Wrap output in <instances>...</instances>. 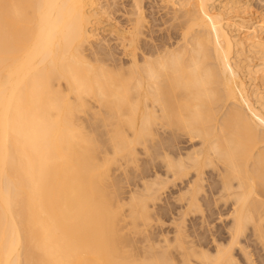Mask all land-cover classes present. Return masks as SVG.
Segmentation results:
<instances>
[{
	"label": "bare ground",
	"instance_id": "1",
	"mask_svg": "<svg viewBox=\"0 0 264 264\" xmlns=\"http://www.w3.org/2000/svg\"><path fill=\"white\" fill-rule=\"evenodd\" d=\"M94 1L0 0V264H237L235 245L245 264H264V16L254 24L243 10L233 11L251 6L247 0L220 2L217 12L210 9L214 0H164L173 11L165 18L177 23L159 43L141 42L137 57L143 0H128L125 11L134 17L113 32L129 62L114 70L83 52L100 34L91 22ZM231 27L248 30L246 38L241 31L234 37ZM248 52L263 61L262 69L252 68ZM242 62L252 82L261 72L263 87L244 82ZM92 108L114 121L107 137L115 156L131 160L129 147L140 143L161 158L163 170L143 182L147 193L137 192L128 204L133 222L151 218L149 201L169 183L182 185L175 235L161 230L163 245L155 251L145 232L139 261L118 231L119 205L107 192L109 158L98 156L100 144L78 117ZM199 194L208 206H225L227 244L211 231L207 241L205 232L184 234L185 209L203 210Z\"/></svg>",
	"mask_w": 264,
	"mask_h": 264
},
{
	"label": "rangeland",
	"instance_id": "2",
	"mask_svg": "<svg viewBox=\"0 0 264 264\" xmlns=\"http://www.w3.org/2000/svg\"><path fill=\"white\" fill-rule=\"evenodd\" d=\"M95 1H97V0H95ZM95 1H94V3H93V5L95 4ZM165 3V6H164V3ZM225 1L226 0H214L213 1V3L210 5V6H212V7H210V9H212V10H214V12H217V11H220V10H222V8H223V5H225V4H223L222 5V3L224 2L225 3ZM247 1H250V4H251V6H246L247 8H245V6H244V8H240V7H238V8H236V9H234L233 8V11L234 10H236V11H238L239 9V11H244V13H246L245 14V18H247V19H249V20H251L254 24H256V23H258L259 24V20L261 19V17L262 16H264V1L263 2H260V3H258L259 1L258 0H247ZM258 1V2H257ZM105 2L107 3V4H105ZM126 2V3H125ZM128 0H99L98 2H96V5H94L93 7H95L96 8V10H95V8H91V10H95V11H91V13L93 14L94 13V15H95V13H96V15H95V18H96V23L94 22V21H91V22H93L92 23V25L95 27V26H97L98 27V29L95 27V29L96 30H98L99 32H100V34H99V36H95V38L96 37H98L99 38V41H100V43L98 42V39H95V38H93L92 40H94V41H91V43H93V45L90 43V44H85L83 47V52H84V54L87 56V57H89L90 58V60H91V57H93V58H99V60H101L102 61V64L105 66L106 64H108V65H106L107 67L109 66V67H114V70H115V68L116 67H119L120 65H118V63L119 64H123V65H125V63H126V65L128 64V62H129V56H128V58L126 59V57H127V55L126 54H123V48H122V46H121V43H118V42H121V39H118V38H116V36H115V33L113 32V30H114V27H116V25H117V27L118 28H120V30H122L123 28H125V27H129V25H130V21H128V18H132V17H134V16H132L131 14H128V13H126V11L125 10H127L129 7H128ZM169 2V1H168ZM166 3V1H164V0H143L142 1V10H143V17H145V19H143L145 22H144V24H142L143 25V29L142 30H140L141 31V34L138 36V37H140V38H138V42H136V44H135V50L137 51V57H139V55L138 54H141V52L145 49V46L144 45H146L147 46V44L149 45V44H151V42H152V44H151V46L155 43V44H157V43H159L161 40H163V35H164V39H166L167 38V35L166 34H168V35H170L171 34V32L173 31V28H174V25L177 23V19H175V18H168L167 16L169 15V13H170V11H172V9H171V5H168V4H170V3ZM220 2H222V3H220ZM98 3H101L100 5L102 6L101 8L99 7V4ZM219 3L221 4L220 6H219ZM263 3V4H262ZM98 4V5H97ZM111 4V5H110ZM106 5V6H105ZM163 5V6H162ZM260 5H261V8H260ZM257 6H259L258 8H257ZM263 6V7H262ZM92 7V6H91ZM162 7V8H161ZM214 7H216V8H214ZM220 7V8H219ZM222 7V8H221ZM162 9V10H161ZM165 9V10H164ZM217 9V10H216ZM262 10L261 11V16L259 15L260 13V11L259 10ZM101 11V12H100ZM156 11V12H155ZM168 11V12H167ZM257 11H259V12H257ZM117 12V13H116ZM121 12V13H120ZM129 12V11H128ZM168 13L167 14V16H166V18H165V14L166 13ZM173 12V11H172ZM171 12V14L173 15V13ZM252 12V13H251ZM115 13V14H114ZM119 13V14H118ZM259 13V14H258ZM107 14V15H106ZM148 14V15H147ZM171 14L169 15V16H171ZM248 14H250V15H248ZM254 14V15H253ZM94 15H93V17H94ZM97 15H100V16H97ZM117 15V16H116ZM244 15V14H243ZM258 15V16H257ZM105 16V17H104ZM160 16V17H159ZM250 16V17H249ZM91 17V16H90ZM119 17V18H118ZM95 18H90L91 20H95ZM107 18V19H106ZM163 18V19H162ZM257 18V19H256ZM260 18V19H259ZM97 19H99V20H97ZM168 19H170V21L168 20ZM157 22H156V21ZM164 20H166L165 22H164ZM167 20H168V22H167ZM254 20H256V21H254ZM103 21V22H102ZM162 22H164V23H162ZM171 24H170V23ZM125 23V24H124ZM142 23V22H141ZM159 23V24H158ZM170 25H169V24ZM109 24V25H108ZM110 24H112V25H110ZM149 25H150V27H149ZM111 26V27H110ZM140 26H141V24H140ZM103 27V28H102ZM161 27V28H160ZM122 28V29H121ZM107 29V30H106ZM145 29V30H144ZM230 29H232L231 30V32H232V34H234L233 36L234 37H237V35L239 34V32L241 31V32H243L244 31V35H242L241 34V32H240V37H245L246 38V33H247V31L248 30H246V29H243V31H242V29L238 32V31H236L237 29H238V27H231ZM101 30V31H100ZM106 31V32H105ZM143 31H144V33H143ZM158 31V32H157ZM112 32H113V34H112ZM154 32V33H153ZM167 32V33H166ZM238 32V33H237ZM96 34H97V31H96ZM147 34H149V35H147ZM154 34V35H153ZM104 35H107V36H104ZM263 35V36H262ZM110 36V37H109ZM114 38H113V37ZM149 36H151L150 38H149ZM157 36H158V38H157ZM142 37V38H141ZM147 37V38H146ZM260 37L261 38H264V34L262 33L261 35H260ZM100 38H102V39H100ZM106 38V39H105ZM108 38V39H107ZM111 38H112V40H111ZM161 40H160V39ZM245 38H241V39H245ZM110 39V40H109ZM118 39V40H117ZM145 39V40H144ZM152 40L151 42L150 41H148V40ZM157 39H159L160 41H158ZM173 39V38H172ZM171 39V40H172ZM237 39H239L240 40V38L238 37ZM101 40H102V42H101ZM108 41V43H107V41ZM114 40V41H113ZM140 40V41H139ZM142 40V41H141ZM143 40H144V42H143ZM148 42H147V41ZM238 40V41H239ZM106 41V42H105ZM124 41H126V40H124ZM153 41H154V43H153ZM97 42L99 43V44H97ZM103 42H105V43H103ZM144 44L143 46H142V43ZM150 42V43H149ZM101 44H103V45H101ZM105 44H108V45H105ZM115 44V45H114ZM118 44V45H117ZM139 45V46H137V48H136V45ZM245 44H246V41H245ZM244 44V45H245ZM97 45V46H96ZM120 45V46H119ZM86 46V47H85ZM99 46V47H98ZM105 46V47H104ZM93 47V48H92ZM115 47V48H114ZM88 49V50H86V49ZM239 48V47H238ZM90 49V50H89ZM91 49H92V53H91ZM94 49V50H93ZM97 49V50H96ZM109 49V50H108ZM123 49V50H122ZM111 50H112V53H111ZM102 51H103V53H102ZM118 53H117V52ZM121 51H122V53H121ZM139 51H140V53H139ZM88 52H90V53H88ZM114 52V53H113ZM88 53V54H87ZM251 54L250 56H252L253 57V55H255V54H253V53H251V52H248V53H246V54ZM121 54V55H120ZM89 55H91V56H89ZM93 55V56H92ZM259 55V54H258ZM258 55L256 54V56L258 57ZM263 54H261V56H262ZM97 56V57H96ZM99 56V57H98ZM101 56H103V57H101ZM105 56V57H104ZM107 56V57H106ZM141 56V55H140ZM260 56V57H261ZM109 57V58H108ZM113 57H116V58H113ZM122 57H123V59H122ZM241 58H242V56H241ZM245 58V56H243V58L242 59H244ZM254 58H255V61H254ZM110 59V60H109ZM93 60V59H92ZM105 60V61H104ZM113 60V61H112ZM124 60V61H123ZM245 60H247L246 58H245ZM248 61V60H247ZM250 61V60H249ZM254 61V62H253ZM121 62V63H120ZM263 61L261 60V59H257L255 56L252 58V60H251V64L253 65V67L252 68H255V67H257V65H260V66H258V67H261V69H262V66L261 65H263V63H262ZM111 63V64H110ZM114 63V64H113ZM243 64H242V67L245 65V63H246V61H245V63L244 62H242ZM260 63H262V64H260ZM116 64L118 65V66H116ZM115 65V66H114ZM251 65V66H252ZM256 65V66H255ZM105 66V67H106ZM255 66V67H254ZM257 67V68H258ZM264 67V66H263ZM245 67H243V72L245 73L246 72V68L244 69ZM112 68H110L109 70L110 71H113V69L111 70ZM119 69V68H118ZM260 69V68H259ZM264 70V69H263ZM114 72V71H113ZM117 72V71H116ZM243 73V74H244ZM258 74H256L255 75V77H257L258 79H260L261 78V72L260 71H258L257 72ZM263 73V72H262ZM242 76H244L245 78H243V79H245L244 80V82L249 86L250 85V87H251V85H253V83L254 82H256V84H258V85H261L262 84V86L261 87H263V83L261 82V80L259 81V80H257V78L255 79V81L254 82H252L250 79H249V76H248V74L247 73H245L244 75H242ZM247 77H248V79H247ZM251 81V82H249V81ZM259 81V82H258ZM261 82V83H260ZM92 104H94L95 105V102H94V100H91L90 101ZM95 110V108L93 109H89V110H87L86 112L87 113H89V114H87L86 112H82V113H79V119H81L80 121L82 122V124H84V130L86 131V132H89L91 135H92V133H93V138H94V140H95V143L97 144V146H98V143L100 144L98 147H99V154H98V156L99 155H101V158L102 159H104L105 158V154H106V159L105 160H107L108 158V160L110 161H108V167L107 166H104L105 168L104 169H107L106 170V172L107 173H109L108 174V177L107 178H109L108 180H107V192L109 191V194L111 193L112 194V196H113V198H112V203H113V205L115 206V207H117L118 205H119V207L116 209L117 211H118V213H119V216L120 217H118V222H117V225H118V231L120 232V234H121V236H122V238H123V240H125V243L123 244L124 245V249L126 250L127 248H128V254L129 255H131L132 253H134V254H132V255H134L135 256V254H136V256H135V258H137L138 259V261L139 260H141L143 257H141L142 255H144L145 254V245H147L148 244V242L147 241H145L144 240V236H146L145 235V232H146V234H147V236H149L150 235V237H151V239H152V242H153V244H154V246H153V250H155V251H160L161 250V246L163 245V242L161 243L159 240L161 239L160 237L161 236H159V232L161 231V230H167L168 231V233H167V236L169 237V238H172L175 234V229H176V224H179L178 222H175V221H173V219H175V217H176V219H178L179 217H181V215H176L177 214V211L180 209L179 208V205H180V203H182L183 204V202H179V201H177V195L182 191V185L181 186H172L171 185V183H169L168 185H167V188H165V191H163V190H161V192L162 193H158L157 194V199L156 200H154V203H152L151 202V200L149 201V203H151V205H150V207L148 208V214H150L149 216L151 217V218H149V220H147L146 222L145 221H143V220H141L140 218H137L134 222H133V220H132V218L130 217L131 215V207H130V205H128V204H130V202H132V201H135V200H138V196H139V198H140V196L141 195H143L144 193L146 194L147 193V191H145L146 189H145V185H144V187H143V182L145 181V179L147 178V180L149 181V182H151L150 180L151 179H153V178H151L152 176H153V174L152 173H154L155 171H157V169L160 167V169H162L163 167L161 166L162 165V162L159 160V158L160 157H158V156H153V154L156 152H145L144 151V149L142 148V145L140 144V143H135V144H132V146L131 147H129V148H131V149H134V153L131 155V160H126V158H123V157H120V156H118V155H114V152H112L113 151V147H111L110 146V144H109V140H108V134H110V132L113 130V129H111V127L113 128L114 126L113 125H111V123H113L112 121L110 122L109 120H103L102 119V116H100L99 117V114H94L93 113V111ZM90 111H92V113L91 114H94L93 116L92 115H90ZM101 120V121H100ZM104 122H103V121ZM107 121V122H106ZM85 122V123H84ZM107 124V125H106ZM87 127H86V126ZM111 125V126H110ZM104 127V128H103ZM90 130V131H89ZM110 131V132H109ZM131 136V135H130ZM103 141V142H102ZM105 141V142H104ZM108 141V142H107ZM105 145V146H104ZM179 145V147H180V149H181V151H186V150H184V149H186L187 147H188V145H186V144H181V143H179L178 144ZM183 145H185V146H183ZM184 147V149H182ZM101 148V149H100ZM105 150V152L106 153H104V150ZM100 150H101V152H100ZM103 151V152H102ZM103 154V156H102V154ZM153 153V154H152ZM108 156V157H107ZM154 158H153V157ZM100 157V156H99ZM104 157V158H103ZM116 157V160H114V158ZM118 157V158H117ZM113 158V160H112V163H111V160L110 159H112ZM153 159V160H152ZM161 159V158H160ZM163 160V159H162ZM117 161V162H116ZM114 162H116V163H114ZM153 162V164H155L154 166L156 167H154L151 163ZM158 162V163H157ZM160 163H161V165H160ZM153 167H152V166ZM145 166V167H144ZM147 166H148V168H147ZM107 167V168H106ZM103 168V167H102ZM145 170H147L148 169V171H144V169ZM152 168V169H151ZM210 168H206L205 169V176H207L208 178L209 177H211L212 175H210V170H209ZM141 170H142V172H141ZM151 170V171H150ZM163 170V169H162ZM140 171V172H139ZM143 173V174H142ZM145 173H148V174H145ZM159 173H160V171H159ZM138 174H139V176L140 177H144V179H140V177L138 176ZM161 174H162V171H161ZM144 175H147L146 177L144 176ZM209 175V176H208ZM163 176V175H162ZM136 177V178H135ZM164 177V176H163ZM163 177H161V178H163ZM110 180V181H109ZM146 180V181H147ZM142 181V182H141ZM111 182V184H108V183H110ZM148 182V183H149ZM208 184L209 183V181L207 182V181H205L204 182V184ZM204 185V186H206V187H204V189H207L208 188V186L207 185ZM135 185V186H134ZM140 185H141V187H140ZM155 185V186H154ZM171 185V186H170ZM110 186V187H109ZM152 188H156V187H158V186H156V184H152V185H150ZM168 186H170V187H168ZM142 188V189H141ZM145 190H144V189ZM109 189V190H108ZM178 189V190H177ZM133 191V192H132ZM134 191H136V192H134ZM140 191V192H139ZM114 192V193H113ZM137 192H138V196L135 198L134 196H136L137 195ZM142 193V194H141ZM132 194H134V195H132L133 197H134V199H132L131 197V195ZM164 194V195H163ZM174 195V196H173ZM200 195V194H199ZM131 196V197H130ZM160 197V198H159ZM175 197V198H174ZM129 198H130V200L131 201H129ZM159 198V199H158ZM200 199H198V201H199V203H198V205L200 206V205H202L201 207H199V208H202L203 210H201V211H198V209H195L194 210V207H192V208H188V210L187 209H185V208H187V207H185V205H183L184 206V209L186 210V216H185V224L183 225V223H182V226H184V228H186V230L184 231V234H191V235H193V234H195V233H197V232H199V233H204L205 232V237H207V238H205V240L207 241V240H209V234L207 233V232H210L211 231V233H213V234H216V235H214V236H216V237H218L220 240H219V242H221L222 240H223V242L225 241H227V239H229L228 238V236H229V234H225V232H227V231H225L226 230V226H227V221H226V219L228 220V218H229V216H228V218H227V216H226V218H225V221H224V215L223 214H227L228 212H227V210H225L226 211V213H223V210H222V212H221V208L223 207L224 209H226L225 208V206H223L221 203H219L220 205L218 206V204L216 205L217 206V208H218V210L222 213L221 215H219L220 214V212H218V210H217V208H216V206L214 205L213 206V204H211V205H207V202H206V204H205V200H201V195H200V197H199ZM169 199V200H168ZM174 199V200H173ZM167 200V201H166ZM176 200V201H175ZM201 200V201H200ZM156 201V202H155ZM133 203V202H132ZM185 203V202H184ZM118 204V205H117ZM181 204V205H182ZM197 205V206H198ZM222 205V206H221ZM212 208H211V207ZM195 207H196V204H195ZM120 208V209H119ZM211 208V209H210ZM222 208V209H223ZM205 209V210H204ZM150 210V211H149ZM176 211V212H175ZM193 211H196V212H193ZM197 211H198V213H197ZM204 211V212H203ZM211 211H212V213L214 214V213H216V215H213V214H211ZM218 212V214H217V212ZM224 211V212H225ZM130 212V213H129ZM187 212H188V214H187ZM191 213V214H190ZM203 213H205V214H203ZM175 214V215H174ZM130 215V216H129ZM174 217H173V216ZM201 217H200V216ZM207 215H212V217H210V216H207ZM179 216V217H178ZM203 216H205L206 218L207 217H210V218H208L207 219V224H205V222L204 223H202L201 224V219L200 218H202ZM214 216H216V217H214ZM219 218H218V217ZM172 219H171V218ZM178 217V218H177ZM214 217V218H213ZM189 221H188V220ZM212 219V220H211ZM221 220V221H220ZM162 221V222H161ZM168 221V222H167ZM223 221V222H222ZM229 221V220H228ZM122 222V223H121ZM150 222V223H149ZM171 222V223H170ZM200 222V223H199ZM152 223V224H151ZM194 223V224H193ZM209 223H210V227H209ZM147 224H148V226H149V229H148V226H147ZM154 224V225H153ZM170 224V225H169ZM181 224V223H180ZM191 224V225H190ZM197 224H199V225H202L201 227L200 226H198ZM213 224V225H212ZM150 225H151V227H150ZM165 225V226H164ZM172 225V226H171ZM203 225H204V227H203ZM205 225H207L206 227L208 228V229H210L209 231H207V230H204V229H207L206 227H205ZM224 225H226V226H224ZM216 226H217V228H216ZM174 227V228H173ZM197 227H198V229H197ZM199 227H200V230H202V231H200L199 230ZM226 227V228H225ZM143 228H144V230H143ZM194 228H195V230H194ZM214 228H216V229H214ZM174 229V230H173ZM213 229H214V231H213ZM225 229V230H224ZM148 230V231H147ZM150 230V231H149ZM224 230V231H223ZM172 231V232H171ZM193 231V232H192ZM219 231V232H218ZM147 232H149V233H147ZM187 232V233H186ZM208 235H207V234ZM172 234V235H171ZM220 234V235H219ZM131 238H130V237ZM209 236V237H208ZM134 237V238H133ZM224 239H223V238ZM227 237V238H226ZM158 238V239H157ZM229 241V240H228ZM228 241L226 242V244L228 243ZM131 242H132V244H131ZM155 242V243H154ZM158 242V243H157ZM209 242V241H208ZM223 242H221V243H223ZM225 242L223 243V244H225ZM128 243V244H127ZM144 243V244H143ZM158 245H157V244ZM142 244V245H141ZM210 245V247L212 246V243L210 242V243H208V246ZM131 248H130V247ZM133 246H135V248L133 247ZM236 246V248H238V246L237 245H235ZM132 248H134V249H132ZM142 250H141V249ZM155 248V249H154ZM234 248V247H233ZM236 248H234L233 250H234V252H232V254H234V256L237 258V264H245V261L243 260L244 258H242L241 256H239V255H241V252H239L238 251V249H237V252H236ZM249 248V247H248ZM129 249H131L132 251V253L130 252V250ZM249 249H251V248H249ZM232 251V250H231ZM144 254H143V253ZM139 253H142L141 255H139ZM251 254L252 255H254L253 254V250H251ZM138 255L141 257V259L138 257ZM253 258H255V255H254V257ZM239 260H241L240 262H239ZM247 264V263H246Z\"/></svg>",
	"mask_w": 264,
	"mask_h": 264
}]
</instances>
